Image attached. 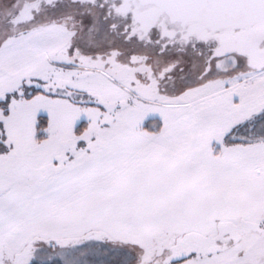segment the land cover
I'll return each instance as SVG.
<instances>
[{"label":"snow or ice","instance_id":"obj_1","mask_svg":"<svg viewBox=\"0 0 264 264\" xmlns=\"http://www.w3.org/2000/svg\"><path fill=\"white\" fill-rule=\"evenodd\" d=\"M0 264H264V0H0Z\"/></svg>","mask_w":264,"mask_h":264}]
</instances>
